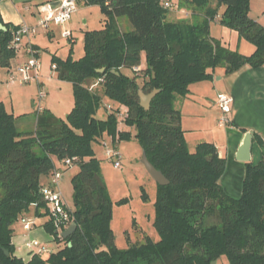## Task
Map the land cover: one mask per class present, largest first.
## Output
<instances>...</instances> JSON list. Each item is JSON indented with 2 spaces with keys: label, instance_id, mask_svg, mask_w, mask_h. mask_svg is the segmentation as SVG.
Returning a JSON list of instances; mask_svg holds the SVG:
<instances>
[{
  "label": "trees",
  "instance_id": "1",
  "mask_svg": "<svg viewBox=\"0 0 264 264\" xmlns=\"http://www.w3.org/2000/svg\"><path fill=\"white\" fill-rule=\"evenodd\" d=\"M84 1L101 7L102 27L85 31L86 53L81 58L53 57L59 79L73 83L70 114L62 118L44 109L37 114L35 129L21 130L18 117L0 102V264H212L220 259L226 264H264V143L263 160L247 162L242 194L232 197L220 182L226 158L211 142L199 143L194 151L189 148L176 106L192 84L212 79L218 67L230 73L244 64L264 65V26L249 15L251 0L172 1L178 12L186 9L192 15L174 19L169 17L172 8L164 6L171 0ZM123 18L128 29L121 25ZM217 19L255 51L244 55L215 39L210 23ZM6 27L0 30L3 67L16 57L10 43L18 26ZM140 89L147 94L160 89L149 110L140 105ZM101 109L107 113L104 118L98 116ZM105 135L113 143L134 135L151 163L170 180L158 184V241L145 238L128 249L116 246L114 206L93 146ZM66 158L79 167L72 178L70 210V224L77 221L78 226L63 238L46 207L41 179L62 167ZM31 212L44 217L56 249L33 252L25 260L16 255L12 239L15 223Z\"/></svg>",
  "mask_w": 264,
  "mask_h": 264
},
{
  "label": "crops",
  "instance_id": "2",
  "mask_svg": "<svg viewBox=\"0 0 264 264\" xmlns=\"http://www.w3.org/2000/svg\"><path fill=\"white\" fill-rule=\"evenodd\" d=\"M42 1L0 0V17L3 21L1 23L10 24L12 27H19L24 24L35 25L43 15L42 5H37ZM262 7L264 8V0H251L249 12L251 14L253 12L255 15L251 17L264 26V15H259L261 10H264L261 9ZM96 9L101 11L98 4L87 5L85 1L78 0V10L66 26L67 29L71 30L73 38L63 37L64 27L53 24L48 30H41L38 34L25 37L22 43L24 46L16 51V57L9 67H3L0 64V102H4L6 109L18 117L17 123L21 124L22 127L19 125L21 130L35 129L37 114L40 113L37 109L40 85L36 82L26 85L13 84L8 79L9 70L16 69L29 57L25 50V44L31 42L40 51L39 56L42 53L41 50L45 49L50 54L51 64H55L54 56L66 59L67 48L61 50L62 46L69 44L72 46L78 43L81 34L89 30L91 11ZM177 14L174 17H192L186 9L177 11ZM218 21V19L215 20L216 23H219ZM223 32L226 34L221 39L224 46L232 50H238L239 53L244 55H250L255 51L256 47L242 38L234 28L225 27ZM232 40L236 41L237 48L233 47ZM75 47L73 46V49ZM71 56L77 59L72 54ZM143 66H145V59L143 60ZM40 72L42 86L48 89V96H46V101L42 103V106L60 117L62 115L58 113V103L61 107L64 103L69 104L65 102L64 98L69 91V86H66V80L60 79L62 82H57L56 78L50 76L48 69L46 70L43 66H41ZM221 94H226L232 98L231 112L229 113L231 121L225 126L220 125V118L223 113L217 103ZM179 99L177 103L180 106L177 108H181V125L185 131L189 148L194 151L201 142L214 143L220 156L225 157L227 162L226 170L220 182L227 194L236 198L240 197L243 191L247 162L238 161L237 154L247 132H254L251 153L253 163L256 164L263 160L261 142L264 143V65L253 67L250 64H244L230 73H226L224 67H218L214 70L212 79L192 84L190 92L181 100ZM68 101L70 102V100ZM185 114H188L189 117ZM191 143L194 146L193 148L190 147ZM50 180V175L43 176L41 179L43 184H48ZM32 214L31 212L30 215ZM39 219L36 217V223ZM17 223L20 225L19 229ZM17 223H15V233L12 239L17 256L25 260L31 258L33 250L27 244L32 240H39L52 249L48 244L52 240L54 241V236L43 226L45 222L35 225L30 231L24 229L20 220ZM217 264H226V260H217Z\"/></svg>",
  "mask_w": 264,
  "mask_h": 264
},
{
  "label": "rangeland",
  "instance_id": "3",
  "mask_svg": "<svg viewBox=\"0 0 264 264\" xmlns=\"http://www.w3.org/2000/svg\"><path fill=\"white\" fill-rule=\"evenodd\" d=\"M172 1L176 2L178 0H171V2ZM261 9L264 8L262 7ZM224 10L225 5H222L219 8V14L222 15ZM263 11L264 10H261L259 15H264ZM175 15L178 14L176 8L173 7L169 17L174 19ZM249 15L254 16L255 14L253 12L251 14L250 12ZM104 18L105 15L102 11H97V9L95 11L92 10L89 17V30L100 29L103 25ZM120 22L123 29L129 28V22L125 18L121 19ZM223 30H225L223 25H219V23H216L215 21L210 23L211 35L219 40L223 39L222 36L226 35ZM81 35L82 36L79 37L80 39L78 40V43L75 45L71 46L69 44L67 46H62L63 48H61V50L67 48L66 57H69L72 54L78 59L85 55V33H82ZM232 45L233 47H238L235 40H232ZM73 46L76 47L73 49ZM38 52L40 54L39 50ZM41 52L40 56L38 54L39 60H41V66L46 68V70L48 69L50 76H54L57 82H62L58 78L59 73L54 68L55 64H51V61L49 60L50 54L47 53L45 49H42ZM61 53L64 54L63 52ZM27 60L28 59H26L23 63ZM65 83L67 84L66 86H69V91L65 94L64 98L65 102H68L69 104L67 105V103H64L61 107L58 103V113H61L60 115L62 116L58 115L63 118H66L68 114H70L71 108L75 103L73 83L67 80ZM44 90L48 94V89L44 88ZM46 98L47 97L43 98L41 103H45ZM68 100H70L71 103ZM105 102H107V104L111 103L108 99H106ZM176 106L178 107L180 105L176 102ZM185 115L188 116V114ZM98 116L104 118L107 116V113L104 109H101ZM19 125L21 126V124L18 123V126ZM130 131L133 130L130 129ZM93 146L96 157L100 161L101 174L105 181L109 198L114 206L112 229L115 233L116 246L119 249H128L129 247L140 245L145 241V238L154 242L158 241L160 239V234L154 225V221L156 216L155 203L159 195V188L158 183L150 175L143 162L144 148L142 143L134 135L128 139H122L118 143H113L112 139L108 135H105L103 140L95 142ZM115 146L118 147L119 151L123 155L122 166L120 168H116L113 160L106 154L108 148H113ZM190 147H194L192 143L190 144ZM62 169L64 172L61 188L64 194L65 203L69 207L68 209H71L74 208L75 195L72 178L79 171V167L73 165L71 167H63ZM33 215L34 214L31 216ZM38 218L40 219L36 223L37 225L45 222L44 217ZM212 221L214 220L211 219L209 222ZM18 227L20 228L19 223H17V228ZM48 245L52 247V249H56V245L53 240Z\"/></svg>",
  "mask_w": 264,
  "mask_h": 264
},
{
  "label": "built area",
  "instance_id": "4",
  "mask_svg": "<svg viewBox=\"0 0 264 264\" xmlns=\"http://www.w3.org/2000/svg\"><path fill=\"white\" fill-rule=\"evenodd\" d=\"M84 1V0H83ZM58 5L54 3H46L42 5V17L38 20L35 25L24 24L15 30L13 38L10 43L15 51L24 46L23 40L25 37H30L33 34H38L41 30H48L51 25H60L64 27L62 32L63 37L73 38L71 30L67 29L66 26L71 21L73 14L78 10V0H58ZM166 8H173L174 4L171 2H165ZM25 50L28 54V60L25 63L20 64L16 69H10L8 72V79L10 83L26 85L32 82L38 83L40 86L38 91V103L37 109L39 112L44 110L42 106V99L47 96V92L44 90L41 81V60L38 57V49L34 47L31 42L25 44ZM54 68L57 69L56 64ZM139 70V67H136ZM231 101L232 98L226 94H221L218 98V106L221 107L222 116L220 118V125L225 126L231 121L229 119V113L231 112ZM107 108L111 110V105L107 104ZM107 156L113 160L114 166L120 168L122 166L123 155L119 151L118 147L108 148L106 152ZM72 158H66L62 161V167H56L50 174L51 180L48 184H43L41 187L42 195L46 207L50 213V217L53 220V224L56 227L59 234L63 228L68 226L71 221V214L69 207L65 203L64 194L61 188L63 179V167H71L74 164ZM20 221L23 223L24 229L30 231L36 225V217L31 215L23 216ZM27 246L33 250L34 253L46 254L52 249L44 245L39 240H32L28 242Z\"/></svg>",
  "mask_w": 264,
  "mask_h": 264
},
{
  "label": "water",
  "instance_id": "5",
  "mask_svg": "<svg viewBox=\"0 0 264 264\" xmlns=\"http://www.w3.org/2000/svg\"><path fill=\"white\" fill-rule=\"evenodd\" d=\"M58 1L57 3L55 2L54 5H58ZM0 30L6 31L7 27L4 23L0 22ZM105 70V68L100 69L99 72H103ZM160 92V89H154L151 93H145L142 89L139 90V96L140 98V105L146 109L149 110L151 107V103L152 100L154 99V97ZM253 139H254V132L253 131H249L247 132V134L245 135V138L243 140V143L241 145V147L239 148L238 154H237V159L238 161H244V162H250L252 161V146H253ZM143 162L148 170V172L150 173V175L153 177V179L159 184V185H168L170 183V180L165 176V174L157 169L153 163H151V161L149 160L147 153L144 151V155H143ZM0 222H1V215H0ZM77 221H74L70 224V226H68V228L66 230H64L61 235L63 238H67L69 236H71L77 229ZM7 254H9L7 252ZM212 264H217V261L212 262Z\"/></svg>",
  "mask_w": 264,
  "mask_h": 264
}]
</instances>
